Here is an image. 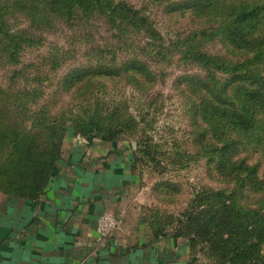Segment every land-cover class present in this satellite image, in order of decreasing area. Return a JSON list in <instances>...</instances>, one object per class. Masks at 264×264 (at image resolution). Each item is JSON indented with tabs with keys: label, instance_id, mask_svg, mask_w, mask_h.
<instances>
[{
	"label": "rangeland",
	"instance_id": "rangeland-1",
	"mask_svg": "<svg viewBox=\"0 0 264 264\" xmlns=\"http://www.w3.org/2000/svg\"><path fill=\"white\" fill-rule=\"evenodd\" d=\"M50 1L0 0V30L11 32L0 33V187L13 185L28 192L30 161L44 164L55 153L62 158L75 137L111 142L129 149L137 160L143 210L156 236L181 238L185 264H219L193 220L199 214L205 220L218 215L227 190L237 210H245L243 216L254 221L258 214L261 227L264 190H241L235 180L225 179L218 152L211 153L218 150L206 142L218 146L219 132L210 133L189 85L203 75L202 68L161 46L151 52L137 28L124 24L117 36L104 17H64ZM187 1L110 3L125 6L123 16L130 10L139 16L140 11L160 33L156 44L168 46L222 22L220 14L200 18ZM62 14L69 15L63 9ZM253 31L250 39L263 35L264 22ZM222 39L213 37L200 46L228 64L257 52L253 43L247 53ZM15 43L21 50L12 61L8 47ZM255 68L264 73V58L244 67L243 74ZM147 74L153 79L145 80ZM218 76L220 85L235 79L225 72ZM112 133L116 138H105ZM204 134L206 140L197 143ZM237 156L250 165L259 163L263 170L264 140L246 139ZM259 246L256 256L264 264V239Z\"/></svg>",
	"mask_w": 264,
	"mask_h": 264
},
{
	"label": "trees",
	"instance_id": "trees-1",
	"mask_svg": "<svg viewBox=\"0 0 264 264\" xmlns=\"http://www.w3.org/2000/svg\"><path fill=\"white\" fill-rule=\"evenodd\" d=\"M231 1H233L232 4L228 3V0H188L187 4L193 3L196 7L197 16L212 17L220 14L222 22L218 23L216 28L212 25L193 33L190 39L185 41H175L168 46L164 44L165 47L163 43L156 44L157 38L161 39L160 33L140 11L139 16L133 10L123 16L121 12L125 6L111 4L110 0H51L50 2L51 8L64 17L90 18L93 17L92 15L104 17L112 23L117 36L122 34L121 28L124 24L137 28L146 38V42L149 41L151 52L154 48L161 46L167 53L172 51L175 54H183L187 59L196 62L202 68L203 75L192 78L189 83L193 88V93L197 95L195 105L198 106L197 108L202 106L203 115L211 129L210 133L219 132L218 146L206 142L209 147L218 150L211 153L218 152L219 168L225 179L235 180L241 190L248 187L255 191H262L264 190V169L262 170L259 163L250 165L247 158L238 157L237 154L246 139L264 140V126L262 125L264 73L261 74V71L255 68L243 74L244 67L255 60L264 58V34L253 36L254 39L249 38L254 33L253 29L259 28L264 22V0ZM62 9L69 15H63ZM213 11L215 12L207 13ZM223 14L225 15L224 21ZM0 33L10 36L11 32L6 29L0 30ZM217 36H222L225 43H230L247 53L253 43L257 52L253 57H248L244 61L228 64L222 58L204 51V46H200L205 40ZM9 38L13 39L16 36ZM20 50L17 43L8 47L12 61H15L13 58L19 54ZM155 53L160 55L162 52L155 51ZM223 72L229 76L233 75L235 79H232L229 84L220 85L216 78H219L218 74ZM150 77L153 79V76L147 74L144 79L148 80ZM105 138H116V134L106 135ZM86 140L93 142L95 138ZM205 140L204 134L197 143L202 144ZM54 155L55 158L45 159L44 164L37 163L38 166L41 165V168L35 162L33 163V159L30 161V169L33 173L29 176L28 192L17 191L13 185L6 188L0 187V190L5 195L35 202L44 194L57 173L61 157L60 153ZM227 192H230V195H227ZM224 199L225 202L218 215L205 220L199 214L193 220L196 224V233L205 236L209 241V249L217 255L219 264H263L256 256L260 251L259 244L264 239V225L258 226V214L254 221L243 216L245 210H237L232 191L225 190ZM156 231L159 233L157 228Z\"/></svg>",
	"mask_w": 264,
	"mask_h": 264
},
{
	"label": "crops",
	"instance_id": "crops-1",
	"mask_svg": "<svg viewBox=\"0 0 264 264\" xmlns=\"http://www.w3.org/2000/svg\"><path fill=\"white\" fill-rule=\"evenodd\" d=\"M39 200L0 192V264H185L181 238L157 237L132 152L75 137ZM121 227L103 240L100 215Z\"/></svg>",
	"mask_w": 264,
	"mask_h": 264
},
{
	"label": "built area",
	"instance_id": "built-area-1",
	"mask_svg": "<svg viewBox=\"0 0 264 264\" xmlns=\"http://www.w3.org/2000/svg\"><path fill=\"white\" fill-rule=\"evenodd\" d=\"M121 227V221L116 216L104 213L100 215L97 223V232L101 239L105 240Z\"/></svg>",
	"mask_w": 264,
	"mask_h": 264
}]
</instances>
